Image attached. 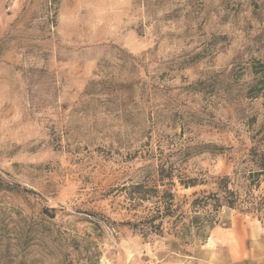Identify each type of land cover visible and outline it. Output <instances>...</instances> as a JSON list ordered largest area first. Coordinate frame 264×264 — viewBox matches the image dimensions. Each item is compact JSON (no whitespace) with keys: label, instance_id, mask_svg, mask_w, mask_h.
I'll return each mask as SVG.
<instances>
[{"label":"rangeland","instance_id":"obj_1","mask_svg":"<svg viewBox=\"0 0 264 264\" xmlns=\"http://www.w3.org/2000/svg\"><path fill=\"white\" fill-rule=\"evenodd\" d=\"M256 60L264 0H0V264H264L253 212L191 243L120 223L158 166L176 201L242 167Z\"/></svg>","mask_w":264,"mask_h":264},{"label":"trees","instance_id":"obj_2","mask_svg":"<svg viewBox=\"0 0 264 264\" xmlns=\"http://www.w3.org/2000/svg\"><path fill=\"white\" fill-rule=\"evenodd\" d=\"M254 66L255 80L250 93L252 97L264 99V60H256ZM255 121L253 117L249 123L253 134L248 152L241 159L242 167L235 169L232 175L219 176L215 188L184 194L181 201H176L174 171L158 166L157 177L149 175L120 188L128 216L120 223L146 238L152 233L162 236L168 232L184 243H191L209 238L223 207L253 212L264 218V194L261 192L264 182V121L258 128H253ZM179 183L191 188L207 182L184 173L179 177ZM89 258L94 264L92 256Z\"/></svg>","mask_w":264,"mask_h":264}]
</instances>
